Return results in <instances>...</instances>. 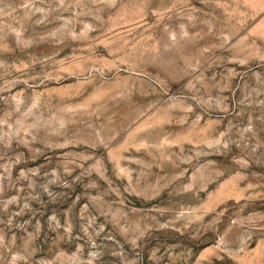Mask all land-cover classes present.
Instances as JSON below:
<instances>
[{
	"label": "rangeland",
	"instance_id": "1",
	"mask_svg": "<svg viewBox=\"0 0 264 264\" xmlns=\"http://www.w3.org/2000/svg\"><path fill=\"white\" fill-rule=\"evenodd\" d=\"M0 264H264V0H0Z\"/></svg>",
	"mask_w": 264,
	"mask_h": 264
}]
</instances>
